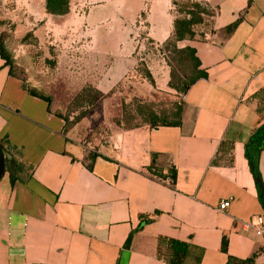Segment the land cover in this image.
I'll list each match as a JSON object with an SVG mask.
<instances>
[{
  "label": "crops",
  "instance_id": "crops-1",
  "mask_svg": "<svg viewBox=\"0 0 264 264\" xmlns=\"http://www.w3.org/2000/svg\"><path fill=\"white\" fill-rule=\"evenodd\" d=\"M204 1L213 8L208 24L176 40L205 73L181 91L177 124L126 125L121 110L132 97L156 101L154 92L173 89L160 47L172 33L171 0H117V35L109 13L86 17L95 44L84 85L101 104L119 103L114 126L98 136L101 116L68 122L0 55V143L16 163L12 183L8 170L0 175V264H226L229 255L264 264L260 236L243 224L264 215V145L258 175L244 154L262 121L264 0ZM136 17L159 46L150 64L123 26ZM222 198L229 204L219 210Z\"/></svg>",
  "mask_w": 264,
  "mask_h": 264
},
{
  "label": "rangeland",
  "instance_id": "rangeland-1",
  "mask_svg": "<svg viewBox=\"0 0 264 264\" xmlns=\"http://www.w3.org/2000/svg\"><path fill=\"white\" fill-rule=\"evenodd\" d=\"M116 1L68 0L67 12L52 14L45 10L44 0H0V40L10 57V71L28 88L48 95L53 108L64 115L72 116L70 119L67 117L68 122L84 108L92 114L90 117L93 119L101 116L99 123L92 129L97 136L107 133L109 128L114 126L112 121L119 111V103L101 104L97 94L83 87L87 83L88 74L84 70L85 58L88 57L86 51L95 44L86 17L101 15L103 11L109 13L108 20H113L110 21V31H114L111 34H119L115 24L118 14L115 8ZM208 8L213 10L210 6ZM204 17L209 18L207 15ZM144 25L145 21L139 17L129 24H123L125 30L129 29L130 35H133L130 41H133L136 49L139 47V52L146 51L145 59L150 64L151 59L156 61L158 57L154 50V46L157 45L146 37ZM111 41L117 39L112 38ZM166 61L169 68L172 67L177 74L186 76L194 74L191 60L184 54L183 56L173 54ZM143 66L144 63L139 65V68L143 70ZM174 90L163 89L160 93L154 92L157 100L148 102L154 111L165 115L167 120L176 118L177 107H181V91ZM128 102L126 115H130L131 118L126 123H137L147 117L145 111L142 113L137 111L136 99ZM107 118H110L109 123ZM85 134L84 129L83 135Z\"/></svg>",
  "mask_w": 264,
  "mask_h": 264
},
{
  "label": "trees",
  "instance_id": "trees-1",
  "mask_svg": "<svg viewBox=\"0 0 264 264\" xmlns=\"http://www.w3.org/2000/svg\"><path fill=\"white\" fill-rule=\"evenodd\" d=\"M181 1V2H179ZM171 4L174 7L175 10V16L172 21V33L171 36L166 39L163 44L162 48H164L167 52L168 59L172 57L173 54L175 55H186L191 60L192 69H194V74L190 76H186L185 74H177L172 67L169 68V79L167 80V85L171 88L178 90V91H184L187 86L192 83L197 77L204 76V72L197 68L198 60L196 56L193 54V48L189 47L187 45L183 47H178L176 45V40L182 39V38H191L195 32L197 31V26L208 24L210 16L213 14V10L209 9L208 4L206 2H201L199 0H171ZM44 7L45 10L52 14H63L67 12L68 10V0H44ZM209 16L208 19H206L204 16ZM235 24V22L231 23L226 27L227 30H230V28ZM171 53V54H170ZM0 55L4 59V63L10 67V57L5 52L1 40H0ZM170 56V57H169ZM139 65H143V62L140 61L137 65V68L139 72L145 76L151 83L152 78L148 71V69L143 66V70L139 68ZM175 76V80H173ZM83 87L89 88L90 91H92L95 94H99V92L91 87L90 85H85ZM29 92L32 94H37L47 100V102L50 100L48 95L41 94L37 92L33 88H29ZM256 95H258L260 99V105L258 106L259 110L262 112V121L255 126L250 134L247 137V140L244 144V154L247 158L249 164L251 165V171L254 175H258V172L256 170V157L260 151V149L264 145V88H261L259 91L255 92ZM95 97V96H94ZM131 99H136L138 103L136 104L137 111L141 112L145 111L147 114V117L143 119L142 121L147 122L149 125L153 124H177L179 122V113H180V106L177 107V114L178 116L174 118L173 120H167L166 116L163 114H159L156 111H154L149 105L148 102L145 101H139L136 97H132ZM130 99V100H131ZM129 102L122 103L121 104V110H122V119L126 125H131L129 123H126V121L131 118L130 115H126V107ZM86 108L81 110L79 114H76L75 118L80 117L85 112H87ZM65 116V115H64ZM134 124V123H132ZM1 151L3 152V147L0 143ZM16 167L15 161L9 157L6 158L4 161V168L8 170V176L9 181L12 183L14 181V174L13 169ZM172 175L174 172L171 173ZM259 195L261 198L262 203L264 204V189H259ZM129 235L126 237L124 244H127ZM226 264H252V256L246 257V258H237L233 256H227Z\"/></svg>",
  "mask_w": 264,
  "mask_h": 264
},
{
  "label": "built area",
  "instance_id": "built-area-1",
  "mask_svg": "<svg viewBox=\"0 0 264 264\" xmlns=\"http://www.w3.org/2000/svg\"><path fill=\"white\" fill-rule=\"evenodd\" d=\"M229 204L228 198H222L217 203V209L224 210ZM243 224L246 226H251L253 231L260 236L261 244H260V254L264 260V215L257 214L253 220H245Z\"/></svg>",
  "mask_w": 264,
  "mask_h": 264
},
{
  "label": "water",
  "instance_id": "water-1",
  "mask_svg": "<svg viewBox=\"0 0 264 264\" xmlns=\"http://www.w3.org/2000/svg\"><path fill=\"white\" fill-rule=\"evenodd\" d=\"M5 156L3 155V152L1 151V148H0V175L1 173L3 172L4 170V161H5ZM256 179L258 180V178L256 177ZM259 184V183H258Z\"/></svg>",
  "mask_w": 264,
  "mask_h": 264
}]
</instances>
